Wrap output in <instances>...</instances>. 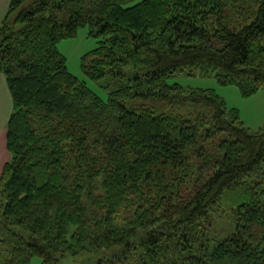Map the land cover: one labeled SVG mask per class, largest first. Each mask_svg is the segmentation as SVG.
Segmentation results:
<instances>
[{
    "label": "trees",
    "instance_id": "1",
    "mask_svg": "<svg viewBox=\"0 0 264 264\" xmlns=\"http://www.w3.org/2000/svg\"><path fill=\"white\" fill-rule=\"evenodd\" d=\"M78 27L99 38L81 69L105 98L58 51ZM183 69L256 92L264 0H10L0 264H264V123L167 81Z\"/></svg>",
    "mask_w": 264,
    "mask_h": 264
},
{
    "label": "rangeland",
    "instance_id": "2",
    "mask_svg": "<svg viewBox=\"0 0 264 264\" xmlns=\"http://www.w3.org/2000/svg\"><path fill=\"white\" fill-rule=\"evenodd\" d=\"M99 38L88 35L86 27H78L71 37L63 38L57 43L58 51L64 56L69 73L86 83L87 87L100 96L106 97L107 87L105 80H92L88 78L81 69V57L100 43ZM169 83H178L184 88L210 89L221 97L228 109H235L243 126L250 132L256 131L264 123V85L249 96H243L235 85H222L213 74L201 75L198 70L183 69L175 72L167 80ZM215 233L227 232L232 223V215L220 210L212 212ZM264 228L255 227L254 235L258 236ZM257 234V235H256ZM80 256H69L64 262L76 263ZM29 264H42L41 258L37 255L31 257Z\"/></svg>",
    "mask_w": 264,
    "mask_h": 264
},
{
    "label": "crops",
    "instance_id": "3",
    "mask_svg": "<svg viewBox=\"0 0 264 264\" xmlns=\"http://www.w3.org/2000/svg\"><path fill=\"white\" fill-rule=\"evenodd\" d=\"M10 0H0V23L7 10ZM11 96L5 76L0 73V174L9 152L6 147V123L11 112Z\"/></svg>",
    "mask_w": 264,
    "mask_h": 264
}]
</instances>
